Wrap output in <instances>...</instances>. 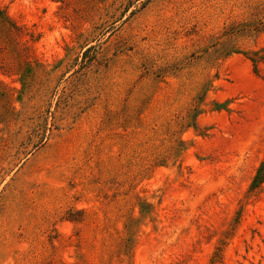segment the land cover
<instances>
[{"label": "rangeland", "instance_id": "374dc122", "mask_svg": "<svg viewBox=\"0 0 264 264\" xmlns=\"http://www.w3.org/2000/svg\"><path fill=\"white\" fill-rule=\"evenodd\" d=\"M0 6V264H264V0Z\"/></svg>", "mask_w": 264, "mask_h": 264}, {"label": "trees", "instance_id": "16d2710c", "mask_svg": "<svg viewBox=\"0 0 264 264\" xmlns=\"http://www.w3.org/2000/svg\"><path fill=\"white\" fill-rule=\"evenodd\" d=\"M0 28L17 29L18 25L10 18L6 11L0 6ZM264 59V55H259V57H251V60L257 62ZM264 178V161L258 167L257 172L253 178L252 187H256Z\"/></svg>", "mask_w": 264, "mask_h": 264}]
</instances>
